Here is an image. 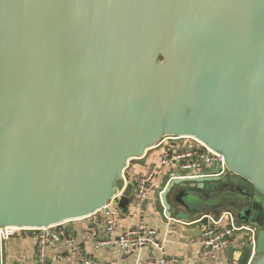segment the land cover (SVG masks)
Returning <instances> with one entry per match:
<instances>
[{"label": "water", "instance_id": "water-1", "mask_svg": "<svg viewBox=\"0 0 264 264\" xmlns=\"http://www.w3.org/2000/svg\"><path fill=\"white\" fill-rule=\"evenodd\" d=\"M166 137L231 173L171 181L166 216L229 209L264 264V0H0V230L106 212Z\"/></svg>", "mask_w": 264, "mask_h": 264}, {"label": "built area", "instance_id": "built-area-1", "mask_svg": "<svg viewBox=\"0 0 264 264\" xmlns=\"http://www.w3.org/2000/svg\"><path fill=\"white\" fill-rule=\"evenodd\" d=\"M153 151L156 153L153 161L138 176L129 174L130 167H133L131 166L132 162L137 160L129 162L120 191L117 196L107 203L106 212L101 211L99 214L82 219H92L89 236L94 249L116 248L129 252L152 248L159 252L160 257L149 259L145 264L177 263L176 259L167 260L165 258L162 244L156 239L157 232L152 228L130 229L118 237H112L113 231L117 228L115 212L120 210L119 202L128 183L134 181L128 207L140 210L147 203H150L152 195L157 191L160 182L162 188L157 191L156 195L162 208L163 217L167 222L201 228L199 244L208 251L205 264H220L218 251H225L233 255L246 249L250 251V261L255 253L257 230L249 224L237 222L232 212L225 210L216 216L211 214L198 215L186 223L172 217L168 218L161 204V193L171 181L230 177L231 173L226 169L223 158L201 142L188 137L163 138L146 155ZM66 224L46 229L6 228L0 230V241H4L18 233H28L32 235V239L36 244L35 259L30 264H50L47 254L49 249L56 248L60 243H64L69 249L74 248L75 241L70 232L64 228ZM100 232L102 237H99ZM76 264L112 263H97L87 257Z\"/></svg>", "mask_w": 264, "mask_h": 264}, {"label": "crops", "instance_id": "crops-1", "mask_svg": "<svg viewBox=\"0 0 264 264\" xmlns=\"http://www.w3.org/2000/svg\"><path fill=\"white\" fill-rule=\"evenodd\" d=\"M155 155L154 151L149 152L144 158L135 161L136 163L133 162L129 174L138 176L153 161ZM157 188V191L161 190L160 182ZM157 191L152 195L150 203H147L142 209L128 208L125 212L121 209L115 212L117 228L113 231L112 237H118L130 229L152 228L157 232L156 239L162 244L167 260L176 259V264H205L208 251L199 244L201 228L167 222L160 211L156 209V205H160L156 195ZM178 211L175 209L176 213ZM172 218L174 217L172 216ZM91 222L92 219H86L65 225L64 228L74 238V248L69 249L64 243H60L56 248L49 249L47 254L50 264H76L87 257L97 263L145 264L149 259L160 257L159 252L152 248L129 252L116 248L94 249L89 236ZM99 237H102V233ZM217 254L220 264H239L234 261V254L225 251H218ZM35 255L36 244L32 235L28 233H18L0 241V264H30L34 261Z\"/></svg>", "mask_w": 264, "mask_h": 264}, {"label": "rangeland", "instance_id": "rangeland-1", "mask_svg": "<svg viewBox=\"0 0 264 264\" xmlns=\"http://www.w3.org/2000/svg\"><path fill=\"white\" fill-rule=\"evenodd\" d=\"M133 163V162H132ZM136 163V162H135ZM224 180H227V178H225ZM214 185V184H213ZM156 209L158 210V211H160V214H162V208H161V206L159 205V204H157L156 205ZM116 210V209H115ZM225 210H228V211H230L229 209H224V210H222V211H225ZM118 211V210H117ZM221 210H218L217 208H215V209H212V211H210V210H206V212H202L200 215H205V214H214L215 216L216 215H218L219 214V212H220ZM217 212H218V214H217ZM232 212V211H231ZM221 213V212H220ZM145 214V213H144ZM171 214H172V216L174 217L175 216V209L173 208V210H172V212H171ZM151 217H153V215H151ZM251 226V225H250ZM255 228V227H254ZM256 229V228H255ZM257 230V229H256Z\"/></svg>", "mask_w": 264, "mask_h": 264}]
</instances>
